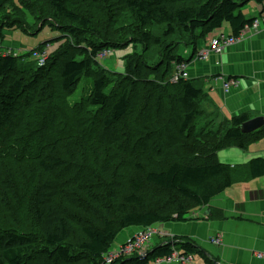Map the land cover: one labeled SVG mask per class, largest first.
<instances>
[{"label": "trees", "instance_id": "trees-1", "mask_svg": "<svg viewBox=\"0 0 264 264\" xmlns=\"http://www.w3.org/2000/svg\"><path fill=\"white\" fill-rule=\"evenodd\" d=\"M12 1L0 0L1 34L8 18L26 27L29 12L43 24L70 23L64 25L70 35L42 42L26 55L11 50L2 54L0 49V199L6 149L37 102L45 108L27 137L28 154L36 158L44 177L29 197L24 227L0 224V264H69L75 259L106 264L104 255L123 231L186 221L193 209L210 204L232 185L236 170L219 160L218 151L245 146L241 124L248 116H235L215 130L203 126V87L192 79L170 81L177 65L188 59L175 53L176 41L166 38L179 31V38L173 37L179 45L196 47L201 37L225 23L230 24V35L239 36L254 21L242 11L252 0H100L88 12L98 14L97 6L109 3L111 21L126 18L130 23H123L134 29L132 43L138 38L146 48L144 56H132L123 71L101 67L100 59L108 58L105 53H112V47L125 41L130 45L129 29H122L123 39L115 43L87 39V32H95V17L82 12L89 0H24L26 9ZM256 1L264 15V0ZM161 26L167 29L155 37L152 29L161 31ZM83 42L87 46L82 47ZM38 49L46 54L44 65L34 59ZM154 54L159 59L150 62ZM27 55L36 62L22 63ZM84 77L92 80L90 92L71 102ZM53 129L59 133L56 139ZM108 141L119 149L102 151L100 144ZM35 147L37 156L32 154ZM115 158L127 165L120 177L113 175ZM146 158L154 169L145 171ZM250 172L253 178L264 176V158L252 159ZM147 183L174 196L158 205L147 197ZM65 192L76 198L69 200ZM70 211H93V216L80 220V214L72 217ZM79 229L82 236L74 238ZM173 239L146 257L122 256L110 264H149L174 250L191 256L203 253L189 238Z\"/></svg>", "mask_w": 264, "mask_h": 264}, {"label": "crops", "instance_id": "crops-1", "mask_svg": "<svg viewBox=\"0 0 264 264\" xmlns=\"http://www.w3.org/2000/svg\"><path fill=\"white\" fill-rule=\"evenodd\" d=\"M242 11L248 19L260 17L262 5L252 0ZM222 33L232 34L230 24L225 23L221 29L201 37L196 48L210 49L211 40ZM194 48L183 50V56L191 63V77L204 90L205 98L200 101L205 116L200 120L203 126L215 130L225 121L244 114L248 120L264 117V29L249 33L226 47L221 55L209 52L207 58L195 59ZM221 76L238 77L242 85L227 94L219 81ZM242 141L244 147L233 144L218 151L219 160L236 170L232 185L215 196L210 204L193 209L186 221L159 223L167 235L159 237L158 243L154 239L151 242L154 248L171 242V236L189 238L203 255L196 253L185 263L153 260L149 264H264V257L258 255L264 253V176L253 178L250 172L251 160L264 158V126L244 133ZM127 232L128 229L123 231L116 242H124ZM214 237H220L221 244L212 243Z\"/></svg>", "mask_w": 264, "mask_h": 264}, {"label": "rangeland", "instance_id": "rangeland-1", "mask_svg": "<svg viewBox=\"0 0 264 264\" xmlns=\"http://www.w3.org/2000/svg\"><path fill=\"white\" fill-rule=\"evenodd\" d=\"M13 1L17 2L19 6L26 9L27 6H24L22 4L24 0H13ZM12 2H10V4L7 7L12 6ZM89 4L90 5L84 6V8L82 6V12L85 15L95 17V21L93 24V30L95 32L92 34L90 32H87V36H86L87 39L96 40L98 42L109 41L111 43H115L123 39L121 37L122 29H125V28L129 29L128 33L130 34V36H128L129 37L128 39H130L131 41L130 45L128 46L127 42L125 41L120 47H112V53L107 54L110 56L105 59H100L101 67L110 69V71H115L121 68V71H123L124 68H126L127 66L128 60L132 56H136V55H141V57L144 56V50H146V48L141 43V41L138 38H135V40L139 42L132 43L133 41L132 36L134 34V29L133 27L132 28L130 27V25L128 24L130 22L126 20V18H124V20L121 21V20H118L117 17L116 18L114 17V21H111V16H112L111 9L112 8L109 3L105 4L104 6H101V8L97 6V8L100 11L95 9V12H98V14L93 15L92 13H89L88 11L94 9L95 5L101 4V1L100 0H89ZM16 9H17V6H15V10ZM113 11L115 14L116 11L114 9ZM36 14L38 15V13ZM255 18H259V15L257 17H254V19ZM39 20L40 19H36L34 16L31 15V13L28 12L27 17L25 18L26 27H27L26 28L25 26L21 25V23L13 25L14 21L8 18L7 19L8 26L6 27V30L4 31L3 34L0 33V49H3L2 54L6 53L8 50H11L16 55H19V56L24 55V54L26 55V53L33 50L35 47H37L42 42H45L47 40H52L60 36L67 37V33L69 34V32L66 33V31H64V29L66 28L64 27V25H67L70 23L58 22L59 24L56 25V22L54 21L53 23H50V24H48L47 22L46 23L44 22L45 24H43V21H39ZM123 21H127L128 23L127 22L123 23ZM42 24H43V28L40 29V26ZM26 29H29L30 32H28ZM164 29H167V27L161 26V29H160L161 31H157L156 27H154L152 29V32L156 34L155 37L156 36L162 37L164 34L163 32ZM249 33L256 34L258 33V31H255L252 33L249 32ZM249 33L245 34L244 37L248 36ZM220 35H227V34L222 33ZM172 36L179 38V31H177L176 35H172ZM173 37H168L166 39H169L171 42L176 41L175 43H177L176 45L177 47L175 48V53L184 55L183 50L191 46H188V44L179 45L177 40ZM213 39L211 40V43L213 42ZM70 41H71V38H70ZM234 44L235 43H233V45ZM211 45L212 44H210V46ZM81 46L82 47L87 46V43L83 42ZM224 50L225 49L220 51L218 55H221L224 52ZM207 53L208 52L204 49L198 50L196 47L194 48L195 59H204L207 56H209L207 55ZM152 54H150L149 57ZM214 54H217V53L214 52ZM156 55L157 54L153 55V57L155 58L154 60L150 61V58H149V61L155 62V60H158L159 56H156ZM186 59H188V61H183L182 63H180V65L178 64L177 68L178 67L180 68L186 65L187 67L186 72L188 73V76H187L188 78L179 76L178 80H175V77L177 75V70H179L178 68L176 69V72L174 73L173 77H171L170 81L177 82L180 79L194 80L191 77V74L189 71L191 63L189 62V58H185V60ZM35 62L36 61L33 58H31L29 55L25 56L24 61H22V63H26V64H31ZM117 75L124 76V74H121V73ZM219 81L222 83V88L227 94L231 93L235 89L240 88L242 85V80L238 77L221 76L219 78ZM91 88H92L91 78L84 77L80 81L76 91L72 94V96L69 97V100L71 102L80 101L85 94H88L90 92ZM41 105H42V101H39L37 102L34 110L29 111V114L27 115L25 120H23L24 127L22 128L20 133L13 138L11 142V147L9 149H6L8 151L6 155V160H5V170H7V173H6V179L4 180L2 188H1V199H0V224L3 226L24 227L23 225L25 224L23 221L25 220L26 211L30 203L29 197L34 190L35 185L44 177L43 173L37 168L36 158L28 154V151L31 149V147L29 146L27 142V137L29 133L32 132V129H36L38 127L40 123V118L44 114L45 108L42 107ZM202 117L203 118L205 117L204 114ZM55 131L56 130L53 129L54 139H56L57 135L59 136V133ZM99 147L102 151L115 152L119 149V147L117 146V143L111 142V141L104 142L100 144ZM32 150H33L32 154L35 153L37 156L39 150L36 147L33 148ZM145 162H146L144 164L146 166L145 171L154 169V167H151L149 164L150 162L149 158H146ZM112 167H113V175L120 177L121 174H123V172L125 171L124 169H126L127 165L124 164L123 160L115 158L112 161ZM158 167H155V168H158ZM139 173H143V171H140ZM159 189H157L154 185L147 183L145 191H146V195L149 198V200L155 201L156 204L162 206L164 203H166V201L169 200V197L171 196L173 197L174 195H172L168 191H164L161 189L159 190ZM63 194L69 197L68 198L69 200L76 198V195L73 193L69 194L65 192ZM71 194L73 195L71 196ZM157 196H158V199L156 201ZM90 212H93V211H70V213L73 215L72 217H75L77 216V214H80V220L82 219V217L93 216V214H89ZM29 222L30 221L28 220V223ZM161 224H158L156 226L157 228H160L161 230H163L164 226ZM137 229L138 228H132L131 230L128 229V232L124 233L125 235L124 240L128 239L129 235H133V233ZM73 236L74 238H78L82 236L80 229L77 231L75 230ZM154 240L156 241V243H158L160 242L161 238H159L158 234H155ZM115 245H118V243L116 242ZM69 264H85V262L82 260L79 261L75 259Z\"/></svg>", "mask_w": 264, "mask_h": 264}, {"label": "built area", "instance_id": "built-area-1", "mask_svg": "<svg viewBox=\"0 0 264 264\" xmlns=\"http://www.w3.org/2000/svg\"><path fill=\"white\" fill-rule=\"evenodd\" d=\"M253 20H254L253 23L247 25L239 36L220 35L218 37H215L213 39V42L211 43L212 45L210 46V49H206V51L208 52L207 55H209V52H215L219 54V52L222 51L223 49H226V47L231 46L233 45V43L238 42L241 38L244 37L245 34L249 32L252 33V32L264 29V15H261L259 18H255ZM33 52H35L34 59L37 61V63L39 65H44L46 61L45 52L40 53L39 49L34 50ZM108 53L109 52H106L105 54L107 55ZM186 70H187L186 65L180 67L179 70H177V75L175 77V80H178L179 76L188 78L187 77L188 73L186 72ZM155 234H158L159 237H166L167 235L164 230L157 228V226L139 229L133 235L128 237V239H126L124 242L118 243V245L114 244V246L104 255L103 260L105 261L106 264H110L122 256L130 257L134 255H139L140 258L146 257L149 251L152 250L151 244L153 243ZM171 237H172L171 240L173 243L174 236H171ZM211 242L214 244H221V238L214 237L211 239ZM258 255L260 257H264V253H258ZM189 256L191 255H184V254H181L179 251L175 250L171 256L159 257L155 261L157 263L172 262V261L185 263V262L191 261L192 256L191 257Z\"/></svg>", "mask_w": 264, "mask_h": 264}, {"label": "water", "instance_id": "water-1", "mask_svg": "<svg viewBox=\"0 0 264 264\" xmlns=\"http://www.w3.org/2000/svg\"><path fill=\"white\" fill-rule=\"evenodd\" d=\"M263 126H264V117L259 116L243 122L241 124V130L244 133H249L260 129Z\"/></svg>", "mask_w": 264, "mask_h": 264}, {"label": "bare ground", "instance_id": "bare-ground-1", "mask_svg": "<svg viewBox=\"0 0 264 264\" xmlns=\"http://www.w3.org/2000/svg\"><path fill=\"white\" fill-rule=\"evenodd\" d=\"M162 34V33H161ZM168 38V37H167ZM57 44V43H56ZM139 46V45H138ZM153 48V47H152ZM144 50V49H143ZM51 52V51H50ZM141 54V53H140ZM158 59V58H157Z\"/></svg>", "mask_w": 264, "mask_h": 264}]
</instances>
